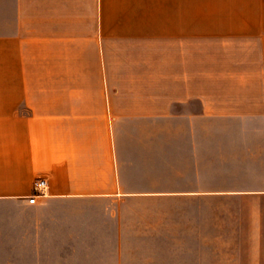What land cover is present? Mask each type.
<instances>
[{
	"label": "crops",
	"instance_id": "obj_1",
	"mask_svg": "<svg viewBox=\"0 0 264 264\" xmlns=\"http://www.w3.org/2000/svg\"><path fill=\"white\" fill-rule=\"evenodd\" d=\"M190 2L0 0V264H264V0Z\"/></svg>",
	"mask_w": 264,
	"mask_h": 264
},
{
	"label": "rangeland",
	"instance_id": "obj_2",
	"mask_svg": "<svg viewBox=\"0 0 264 264\" xmlns=\"http://www.w3.org/2000/svg\"><path fill=\"white\" fill-rule=\"evenodd\" d=\"M224 1H227V0H215V1L214 0H210V1L209 0H205V1H202V0L201 1L191 0V2H190L191 6L190 7H191V11L193 12V10L196 8L197 5H209V4H211V5H215V7H222V6H225V5L230 6V5L234 4V3H231V2H224ZM260 6H263L262 8L264 10V2H263V4L261 3ZM163 9H164L163 7H160V6L158 7L159 11H161ZM172 205L175 206V207H181V206L188 205V204L183 203L181 200H174ZM206 205L207 206L208 205H213V200H206Z\"/></svg>",
	"mask_w": 264,
	"mask_h": 264
},
{
	"label": "built area",
	"instance_id": "obj_3",
	"mask_svg": "<svg viewBox=\"0 0 264 264\" xmlns=\"http://www.w3.org/2000/svg\"><path fill=\"white\" fill-rule=\"evenodd\" d=\"M47 187H48L47 177L44 175L38 176L34 181L35 192H33L29 196L28 198L29 202L35 203L39 196L46 195Z\"/></svg>",
	"mask_w": 264,
	"mask_h": 264
}]
</instances>
